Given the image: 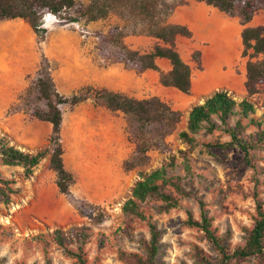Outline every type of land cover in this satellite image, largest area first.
I'll return each mask as SVG.
<instances>
[{
    "label": "rangeland",
    "instance_id": "obj_1",
    "mask_svg": "<svg viewBox=\"0 0 264 264\" xmlns=\"http://www.w3.org/2000/svg\"><path fill=\"white\" fill-rule=\"evenodd\" d=\"M75 2L77 9L87 5L89 0H75ZM76 9L61 16L70 17L76 22L63 21L59 17L54 18L52 14L44 13L42 22L46 34L42 41L21 19L0 21V34L6 37V39L0 38V139L9 141L10 145L19 143L35 132L41 134L38 137L40 147L48 144L51 125L32 118L34 110L45 109L44 102L37 97L35 87L42 63L41 56H45V53L50 54L45 57L56 90L65 97H70L85 87L109 90L103 86L80 84L78 77L81 70L75 60L83 57L74 54L84 51L83 53L93 54L91 58L97 61L100 68L113 67L117 70L104 76L116 88V92L136 99L151 97L161 99L159 97L161 90L157 88L160 84L159 78L146 77L150 82V90L143 91L142 81H137V77L142 72L120 62L117 55L118 48L107 39L108 34L113 32L127 48L122 40L124 36H142L141 49L137 52L140 54L151 52L156 43L146 34L139 32L142 25L127 13L122 14L120 9L110 10L105 18L95 22H86L75 12ZM44 18L49 20L45 22ZM239 22L241 25L240 18ZM262 22H264V10H259L253 16L251 25H261ZM241 50L242 46L238 45L234 66L238 75L242 70L245 71L247 61V58L241 57ZM19 53L23 61L21 72L23 87L17 90L12 102L5 105L2 102L6 98L8 85H5L3 72L9 68L12 71V81H15L16 75L18 78L19 71L10 59H14ZM208 54L205 56L206 70L210 69ZM29 55H33V59L37 57V60H33L30 70H26L24 64ZM2 57L5 61H2ZM231 65L226 62L225 70ZM231 84L232 79L229 78L227 85L231 86ZM241 88L245 92L243 83L242 87L239 84L231 90L240 94ZM162 91L165 93V90ZM242 98L233 96L236 102ZM262 100L263 90L251 99L256 116H260L263 112L260 107ZM161 101L165 102V99ZM169 105L175 110L172 103ZM60 110L62 114L60 137L64 158L73 169L75 184L69 195L60 194L55 185L56 174L47 162H42L41 170L38 171L37 167L29 179L23 177L22 170L10 173L9 179H17L16 184L12 186L18 189V192L9 195L8 204H4L0 197V226L7 230V235L2 233V229L0 230V264H45L47 260L51 264H74V260L66 256L63 249L50 239L56 229L66 232L77 227H88L92 232L83 247L88 262L124 264L118 259V250L138 253L139 240L148 239L149 232L147 224L142 221H137L133 225V230L120 232L121 205L130 196L131 189L138 180V170L149 171L160 167L166 162V157L176 156L177 150L186 149L178 133L186 130L187 110L179 111L182 115L181 120L165 138V147L151 148L146 154V159L130 171H126L123 164L125 161H132L136 145L132 140V130L127 116L121 112H110L102 106L95 105L92 100H87L73 108L63 105ZM214 120L217 121L216 117ZM232 122L233 119L230 120V125ZM256 132L257 129L249 127L240 137L248 139V135H254ZM216 137L221 141L229 140L228 135L219 131H215L212 135L204 132L196 135L198 141H211ZM261 145L264 147V141ZM257 153L259 157H264V149L257 150ZM103 156L112 160V167L109 169L99 167ZM189 158L192 177L184 180V188L192 190L194 197L182 199L180 207L171 209L167 213L158 214L153 210L151 207L155 203L145 206L151 215V221L160 232L157 264L181 262L193 264L192 244L213 255L206 242L199 240L201 233L184 224L187 213L199 220L198 200L203 203L206 214L212 217V225L218 233L220 235L230 233L228 243L231 247L243 244L242 228L250 227L252 224L255 195L264 203L263 161L254 160L250 165L246 164L242 152L236 147L226 151L214 150L211 154L202 153L200 147H196ZM3 169L0 164V172L4 177L7 175ZM169 173L184 176L179 159L176 160V168ZM86 185L91 187L96 185L99 188L87 191ZM80 204L87 205L85 207L87 213L93 211L89 207H100L104 210L103 223L94 226L87 217L80 215L78 207ZM40 234L44 235L47 243L33 240L34 236Z\"/></svg>",
    "mask_w": 264,
    "mask_h": 264
},
{
    "label": "trees",
    "instance_id": "obj_2",
    "mask_svg": "<svg viewBox=\"0 0 264 264\" xmlns=\"http://www.w3.org/2000/svg\"><path fill=\"white\" fill-rule=\"evenodd\" d=\"M206 4L216 8L229 17L238 16L244 28L240 33L241 57L247 58L245 63L244 89L246 97L239 102L228 96L227 91H215L202 104L193 105L187 114L186 130L180 131L178 137L186 145L185 150H177L176 156H168L160 167L149 171L138 170V180L134 183L130 196L122 203V227L120 232L133 230L137 221L148 226L149 238L140 239L139 252L118 250V259L124 264H157L160 249V232L151 221V215L145 206L155 203L153 210L158 214L167 213L180 207L184 198L194 197L192 190L184 188V180L192 177L189 155L196 148L200 152L211 154L214 150L226 151L236 147L242 154L246 164L252 161H263L257 150L264 149V26H246L259 10H264V0H205ZM76 9L75 0H0V21L21 19L25 21L34 34L42 41L46 34L42 18L44 13L52 14L63 21L76 22L62 14ZM120 9L142 25L141 34L151 36L164 44L155 45L151 52L140 54L127 49L119 40L117 34L110 32L109 43L118 48L117 55L125 66L136 71L153 70L159 72V81L163 87L174 88L188 94L191 88V69L182 61L175 49L177 36L189 38L191 32L185 26L167 24L166 20L172 12V6L164 0H89L87 5L80 6L75 12L86 22H95L105 18L110 10ZM156 58H165L170 64V71L161 73L155 64ZM192 59L200 69V52L195 51ZM39 77L36 80L37 97L44 102L45 109H36L32 118L51 125L48 144L35 151H30L16 143L12 145L5 139H0V164L2 166L20 167L23 177L29 179L39 164L48 156V164L56 174L55 185L62 195H69L75 184L74 174L65 168L63 161V145L61 142L62 114L60 107L67 105L73 108L87 100L104 107L110 112H121L128 117L132 130V140L136 145L132 161H125L123 168L130 171L146 159L147 152L155 147H165V138L175 129L181 120V112L173 110L169 104L157 97L136 99L121 92L107 89L82 88L78 93L65 97L56 90L47 58L41 56ZM263 90V100L260 107L263 112L255 115V106L251 99ZM216 117L217 121L214 120ZM233 119L230 125V120ZM245 121V123H244ZM257 129L256 134L242 136L246 129ZM219 131L229 136L228 141L219 137L211 141H198L196 135L204 132L212 135ZM255 137V138H254ZM23 149H21V148ZM184 171V176L169 173L176 168V160ZM264 173V169L262 170ZM15 179L3 177L0 172V197L4 204L10 202L9 195L18 192L13 188ZM254 215L250 227H243V244L231 247L228 243L229 232L220 235L213 227L212 217H209L204 205L198 200L200 208L199 220L187 213L184 224L197 229L201 235L200 241H205L212 256L196 244L191 246L193 264H264V203L254 197ZM84 206V207H82ZM80 215L87 217L94 226L104 221V210L100 207H89L96 213H87V205L80 204ZM2 233L7 230L0 226ZM92 235L88 227L72 228L69 231L56 229L52 232L51 241L63 249L66 256L74 260V264H95L88 262L83 251L84 245ZM34 241L47 243L43 234L33 237ZM71 246V247H68ZM45 264H51L48 260ZM180 264H186L181 262Z\"/></svg>",
    "mask_w": 264,
    "mask_h": 264
},
{
    "label": "crops",
    "instance_id": "obj_3",
    "mask_svg": "<svg viewBox=\"0 0 264 264\" xmlns=\"http://www.w3.org/2000/svg\"><path fill=\"white\" fill-rule=\"evenodd\" d=\"M164 1H166L169 5L172 6V12L168 16L166 23L171 25L185 26L191 32V37L189 38L177 36L175 39L176 51L179 53L182 61L188 64L191 69V88L188 94H184L177 91L174 88L163 87L162 85L159 84V87L157 88L161 90V95L159 96L161 97L160 100L165 99V102L167 104L169 103L173 104L175 110L178 111L187 110L188 113V111L193 105L202 104L204 100L210 95H212L215 91L225 90L227 91L228 96L231 97L232 99L234 95L241 96L243 97L242 99H244L246 97V92H243L242 88L241 91H239L240 94L235 93L234 91L231 90V88L238 87L239 84L242 87V83L244 88L245 71L242 70L240 72V75L236 74L234 66L237 55L232 64V67L230 68L228 67L230 71L229 70L226 71L225 70L226 66L222 54L223 48L227 46L226 44L234 42L236 46L238 45L239 47L241 46L240 33L244 26L240 25L239 18L229 17L225 15L224 13L218 11L216 8L207 5L205 0H164ZM15 20H19V19H15ZM251 21L246 26H257V25H251ZM261 25L264 26V22H262ZM0 36H1L0 38L5 37L2 34H0ZM147 37L149 39H153L156 45L158 44L160 46H164V44L159 40L148 35ZM7 40L9 39L7 38ZM122 40L124 41V44L127 46V48L132 51H139L141 49L140 47L141 42H143L142 36H124ZM213 50L217 54L214 53ZM195 51L200 52V66H201L200 69L198 68L196 62H194V60L192 59V54ZM83 52L84 51H79L78 53L74 54L75 56L83 57L77 61L75 60V62L79 64L81 70L80 75L78 77L80 84L103 86L109 88L110 91L116 92V88H114V86H112L108 82V79L104 76L116 72L117 70L113 67L100 68L97 61L96 60L94 61V59L91 58L93 54H88ZM145 53H149V51L143 52V54ZM207 53H209L208 55H210L208 56L209 67H210L209 70H206L205 68L206 65L205 56ZM211 54L213 57L211 56ZM49 55L45 53L46 57ZM215 59H217V61ZM33 60L36 61L37 57H34L33 59V55H29L28 60L24 64L26 70H30L32 66L31 63L33 62ZM2 61H5L4 57H2ZM10 61H12V63L16 65V69L19 71V74H18V78L16 75L15 81H12L11 69L9 68L5 69V71L3 72L4 73L3 76L6 80L5 85H8L7 92L5 93L6 98L3 99L2 102L5 105L10 104L14 99L17 90H20L23 87L22 77H21L23 61L21 54L19 53L18 56H14V59H10ZM154 61L161 73H167L168 71H170L171 69L170 64L168 60H166L165 58H156ZM211 61L213 62L211 63ZM155 76L159 78L160 77L159 72L153 70H146L142 72L139 77H137L138 82L142 81L143 91L150 90V82L149 80H147L146 77L155 79ZM229 78L232 79L231 86L227 85ZM223 85H226L227 87ZM162 90H165L164 91L165 93H163ZM40 135L37 132L31 133L26 137V139L19 141V143L16 142V144L24 148H27L30 151H35L41 148L40 145H38L39 142L38 137ZM100 160L101 161L99 162V167L105 169H109L110 167H112V160H108L105 156H103ZM63 161L65 168L68 171L73 172L71 166L67 164L64 158V154H63ZM42 162L48 163V156ZM41 163L38 166L39 168L38 171L41 170ZM2 167L4 168L3 170H5V173L7 175L4 176L6 178H11L10 177L11 172L12 173L21 172L22 170L20 167H10V166H2ZM15 180L17 179L15 178ZM109 183L110 181L107 182V184ZM86 186H87L86 189L87 191H91L92 189L99 188L96 185L92 187L90 185H86Z\"/></svg>",
    "mask_w": 264,
    "mask_h": 264
},
{
    "label": "bare ground",
    "instance_id": "obj_4",
    "mask_svg": "<svg viewBox=\"0 0 264 264\" xmlns=\"http://www.w3.org/2000/svg\"><path fill=\"white\" fill-rule=\"evenodd\" d=\"M227 38V37H226ZM227 42V41H226ZM222 44V43H221ZM227 46L226 47H224L223 48V50H222V54H223V60H224V63H226L227 62V64H232L233 62H232V60L233 59H235V57H236V54H237V52H236V44L234 43V42H231V43H229V44H226ZM222 48V47H221ZM217 49V48H216ZM215 49V50H216ZM220 49V48H219ZM212 51V50H211ZM213 52L214 53H216L214 50H213ZM217 52H218V50H217ZM219 52H220V50H219ZM210 53V52H209ZM213 54V53H212ZM212 54H211V56H212ZM217 54V53H216ZM208 56H210V55H208ZM216 56V55H215ZM213 57V56H212ZM222 57V56H221ZM210 58V57H209ZM215 58H217V57H215ZM219 59V58H218ZM222 59V58H221ZM216 61H217V59H215ZM213 61H211V63H212ZM219 65V64H218ZM221 65V64H220ZM211 66V65H210ZM230 67H232V65L230 66ZM228 70H229V68H228ZM228 70H226V71H228ZM230 71V70H229ZM232 72V71H231ZM228 73V72H227ZM227 75V74H226ZM225 75V76H226ZM224 76V75H223ZM226 78V77H225Z\"/></svg>",
    "mask_w": 264,
    "mask_h": 264
},
{
    "label": "built area",
    "instance_id": "obj_5",
    "mask_svg": "<svg viewBox=\"0 0 264 264\" xmlns=\"http://www.w3.org/2000/svg\"><path fill=\"white\" fill-rule=\"evenodd\" d=\"M47 15H48V14H47ZM50 15H51V14H50ZM53 17L55 18L56 16H53ZM43 20L46 22V21H48L49 19H48V18H44Z\"/></svg>",
    "mask_w": 264,
    "mask_h": 264
}]
</instances>
